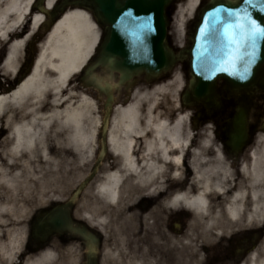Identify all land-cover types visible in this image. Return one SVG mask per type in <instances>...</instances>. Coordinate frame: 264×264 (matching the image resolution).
I'll return each instance as SVG.
<instances>
[{
    "label": "bare ground",
    "instance_id": "6f19581e",
    "mask_svg": "<svg viewBox=\"0 0 264 264\" xmlns=\"http://www.w3.org/2000/svg\"><path fill=\"white\" fill-rule=\"evenodd\" d=\"M203 1L178 0L174 4L171 14L177 37L183 35L186 23ZM35 2L38 0H0V79L11 86L0 83V230H6L8 221L13 223L9 234H0V264H19L22 235L21 229L14 227L21 223L18 217L46 204L69 185L71 177L85 171L98 134L95 102L77 89V83H71L93 57L100 36L84 9L68 8L55 20L40 44L31 71L18 81L24 46L38 35L56 0H44L41 9L34 6ZM184 85V78L176 72L150 89L136 87L127 103L114 108L108 142L118 167L94 180L90 189L116 204L125 172L150 181L165 173L169 163L174 166L173 176L181 182L188 167L192 178L183 191L165 199L164 206L174 209L181 203L205 214L202 233L218 223L264 221V140L259 152L253 150L249 162L242 164L243 181L230 194L223 184L222 177L228 171L221 165L219 149L214 167H198L197 162L204 159L198 150L192 151L185 166L191 132L187 129L189 110L179 101ZM206 135L204 146L209 145L211 129ZM138 142L142 144L141 164L135 156ZM216 194L223 205L213 210L211 198ZM84 218L94 222L89 214ZM195 254L192 252V257ZM78 256L76 248L65 254L46 249L28 255L21 264H60L64 258L66 264H74ZM125 263L136 264L131 259ZM247 264H264V257L260 258L257 250Z\"/></svg>",
    "mask_w": 264,
    "mask_h": 264
},
{
    "label": "flooded vegetation",
    "instance_id": "af4514ba",
    "mask_svg": "<svg viewBox=\"0 0 264 264\" xmlns=\"http://www.w3.org/2000/svg\"><path fill=\"white\" fill-rule=\"evenodd\" d=\"M56 10H59V7ZM199 20L200 9H197L185 25L183 45L185 50L182 60L184 71L190 68V56L187 54V50L193 46L196 25ZM171 25L173 26L172 21ZM218 88L225 95L226 88L222 83H219ZM234 101L236 102L237 99L231 98L228 102V107L223 109L219 122L211 120L200 125L197 121L195 124L192 123V118L187 121V129L191 135L189 147L184 156V164L188 166V162L192 158V151L198 150L204 158L203 161L197 162L198 167L201 168L203 164L205 167H214L217 162L216 149H219L221 165L228 171V174L222 178L223 184L230 189L229 194L234 192L243 181L241 166L246 163L244 156H249L252 150L259 152L262 146V140H264V89L251 95L248 104V136L246 145L242 149H238L230 141L231 117L235 110ZM209 124L213 126V134L209 138V145L204 146L202 144L207 136L203 134V129ZM192 130L195 133L193 136ZM141 148L140 142L135 144L137 150L135 156L139 164L142 163ZM94 158L95 162L98 159L94 180H99L106 172L117 170L118 159L112 153L108 135L104 134L102 129L96 135ZM173 172L174 166L169 163L165 173L160 177H152L150 181L142 180L134 174L125 172L118 189L116 204L96 195L98 214L93 222L96 225L95 229L92 231L85 228L84 223L79 222L78 234L64 233L52 236L41 234L36 229L37 211L33 207L28 214L22 218L18 217L21 223L14 225L15 228L21 229L19 233L22 235L19 264L28 255L34 256L46 249H55L65 254L71 248H76L79 255L76 264H84L88 257L89 247H92L96 253L94 255L95 264H105L103 251L107 246H110L111 249L116 248V252L121 250L127 255L123 256V264H126L125 262L129 259L136 264H180V240L182 233L185 232L183 228L187 224L190 227L189 234H192V226H194L198 233L195 238L200 240L203 238L201 246L192 242L193 247H191L192 252L196 251V254L195 258L191 254L190 259L196 261L199 259L202 249L204 258L201 256L200 264H247L249 256L256 253L257 250L259 257H264V221L255 222L258 226L249 227L246 225L251 222H230L229 225L218 223L214 228H211V231L202 233L205 229L204 224L207 222L205 214H199L181 203L174 209L165 207L164 200L170 198L174 192L183 191L192 178L190 167L183 173L182 182L177 176H173ZM195 191L194 188L192 193ZM261 197H264V187ZM211 205H213V210L222 208L223 204H221L219 194L212 196ZM226 221L227 218L223 220L225 223ZM104 223H110L113 228L120 230L116 232L118 234H111L114 236V240L111 242L106 241L103 237L105 234L102 231V224ZM12 224L8 221L6 230L3 231L1 228L0 234H9L8 229ZM234 226L237 227L231 230ZM121 231H125V234H121ZM84 233L90 236V244L82 243L79 238ZM60 264H66L65 258L61 260Z\"/></svg>",
    "mask_w": 264,
    "mask_h": 264
},
{
    "label": "water",
    "instance_id": "95a60500",
    "mask_svg": "<svg viewBox=\"0 0 264 264\" xmlns=\"http://www.w3.org/2000/svg\"><path fill=\"white\" fill-rule=\"evenodd\" d=\"M175 0H61L60 13L70 5L89 10L93 20L104 30L103 37L96 48V62L91 67H102L109 73L118 74L120 84L127 83L133 76L145 73L147 77H156L170 70L180 59L169 46L166 33L168 16L166 11ZM213 7L238 11L248 20L255 21L260 32L254 40L243 32L233 30L236 44L221 53L223 40L219 32L204 18ZM125 13L141 19L150 18L151 31L140 33L128 28ZM223 18V13L219 14ZM52 17L55 15L52 14ZM235 22V21H234ZM241 23H245L241 21ZM247 27V25H246ZM205 28V32H200ZM246 30V28H245ZM191 69L188 87L181 93L186 105L202 104L208 110L218 112L223 100L218 94L216 84L222 80L228 96L238 97L235 114L232 117V141L241 145L246 138L247 103L254 91L264 88V0H208L204 5L201 19L196 26L194 44L190 50ZM181 57V52H180ZM258 67L260 72L258 73ZM90 73V72H89ZM101 93H105L106 108L112 100L110 86L93 83ZM108 119L106 114L105 120ZM78 189L71 199H75ZM71 202L55 205L45 211L40 218V230L51 233L73 229L69 209ZM88 264H93L89 258Z\"/></svg>",
    "mask_w": 264,
    "mask_h": 264
},
{
    "label": "rangeland",
    "instance_id": "374dc122",
    "mask_svg": "<svg viewBox=\"0 0 264 264\" xmlns=\"http://www.w3.org/2000/svg\"><path fill=\"white\" fill-rule=\"evenodd\" d=\"M43 36V34H42ZM169 38H170V44L172 45V47L174 49H176L177 44L181 43V41L184 38V35H182L180 38L176 36L175 34V28L174 26L169 28ZM42 37L39 38V40H41ZM36 42V45L34 47L35 51H38L40 46L38 45L39 43ZM180 41V42H179ZM178 73L179 75H181L184 80H186L187 78V74L186 72L183 70L181 65H177L175 66V68L173 69V71L168 72L167 74H164L162 76H160L159 78H155L153 79L151 82H145L142 76L139 77L138 80V87H140L143 90L146 89H150L151 88V84L153 83H163L167 80H169L170 74L171 73ZM95 76L97 77L98 81L103 84L105 82H107L108 84H110L111 86V90L114 95V100H113V105L114 107H116L117 105H122L124 103H127L129 101V97H128V93H125L124 89L121 88V85L117 82V78H109L107 76H104L103 73L98 69L96 70ZM78 75L75 76L72 80L71 83H75L78 82ZM3 77L0 79V83L5 84L6 87H11L9 86L8 83H5L3 80ZM76 87L78 90L83 91L84 93H86L94 102H95V113L96 115L99 117V120L104 118L105 115V111H104V98L102 96H100L97 91L93 90L90 87H86L83 84H76ZM100 97V98H98ZM110 110L111 107L109 106ZM190 113V116L192 115V120L194 119L195 122L197 121L198 124L201 125L204 122H208L211 120H218V122L221 119V113L215 115V116H207L205 113V110L200 106V105H196V106H192V108L187 107ZM109 110V112H110ZM200 120H202L200 122ZM199 121V122H198ZM193 122V121H192ZM205 128L208 129H212L213 126H206ZM195 135V133L192 130V136ZM93 159L90 161L88 167L86 166L85 171L81 174H78L74 177L70 178L69 181V185H67L64 189H62V191H60L59 193L56 194V196L53 199H49V201L41 206L37 207V210H39L42 207H49L51 205L57 204V203H61V202H65L67 200H69L71 198V196L74 194V191L76 190V188H78V186L80 184L83 183V181L87 178L90 169L92 168V164L94 162V155L92 157ZM249 161V156L245 155L244 156V162H248ZM77 198L75 200L74 203V208L72 210V216L73 219L77 222L79 221V218H81L82 220H84V222H86L88 225H90L92 228H95V224L91 223L89 221H87L86 219H83L84 214H89L91 216V218L93 219V221H95L96 216L98 214L97 212V208H96V194L93 192V190L90 189V184L86 185L85 188L83 189V191L78 195L77 194ZM257 223H249L248 225H246V227L249 226H256ZM258 226V225H257ZM102 231L105 234L103 237L106 241H112L114 240V236H112L111 234H118L116 233L117 231H120L119 229H115L113 228V226L110 223H104L102 224ZM234 226L231 230L235 229ZM260 227V226H259ZM184 229V233H182V238L180 240V244H181V252H180V264H200L201 263V256H203V252L201 249L200 252V257L199 259L196 260H191L190 256L192 254V242H194L195 244L199 245L203 238L200 239H196L195 235L198 234L194 228V226H192V234H189L188 232L190 231V227L189 225H185ZM182 229V230H183ZM261 230V227H260ZM125 231H121V234H125ZM119 246V244H118ZM195 246V245H194ZM201 246V244H200ZM122 249V248H121ZM77 250V249H76ZM123 256H127L125 253H122L121 250H118L116 252V248L115 249H111L110 246H107L106 249L103 251V257L105 259L104 263L105 264H123Z\"/></svg>",
    "mask_w": 264,
    "mask_h": 264
},
{
    "label": "snow or ice",
    "instance_id": "6c2138e0",
    "mask_svg": "<svg viewBox=\"0 0 264 264\" xmlns=\"http://www.w3.org/2000/svg\"><path fill=\"white\" fill-rule=\"evenodd\" d=\"M38 2L40 3L41 8H43V0H38ZM242 2H244V0H242ZM56 3H59V0H56ZM220 13H223V18H221L219 15ZM124 15L125 19L128 21L126 30L128 28H132L140 33L150 32L152 30L150 27V18L145 17L141 19L140 17H133L128 13H125ZM204 19L207 20L216 29V31L220 33L223 40V47L221 48L222 55L227 54L228 50H230L232 46L237 43L233 35V30L241 31L244 33V35L253 40L260 32V29L256 27L255 21L248 20L246 12L243 16H241L240 12L238 11H230L222 7H213L212 11L208 12ZM241 21L246 22V24L241 23ZM200 32L203 34L205 32V28H201ZM79 238L84 244L91 243L90 236L87 233H84Z\"/></svg>",
    "mask_w": 264,
    "mask_h": 264
}]
</instances>
